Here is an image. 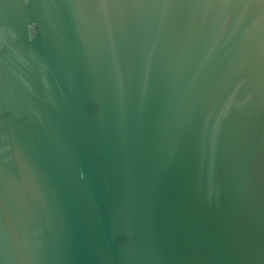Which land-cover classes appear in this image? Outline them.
<instances>
[{"label": "water", "instance_id": "obj_1", "mask_svg": "<svg viewBox=\"0 0 264 264\" xmlns=\"http://www.w3.org/2000/svg\"><path fill=\"white\" fill-rule=\"evenodd\" d=\"M0 264H264V0H0Z\"/></svg>", "mask_w": 264, "mask_h": 264}]
</instances>
